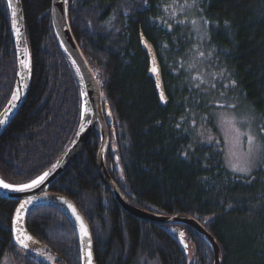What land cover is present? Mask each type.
<instances>
[{"label":"trees","instance_id":"trees-1","mask_svg":"<svg viewBox=\"0 0 264 264\" xmlns=\"http://www.w3.org/2000/svg\"><path fill=\"white\" fill-rule=\"evenodd\" d=\"M184 0H68L72 37L108 108L107 172L134 208L198 221L215 239L221 264H264V0H190L204 27L208 68L188 69V28L167 6ZM31 65L26 100L0 136V180L31 183L61 156L81 119L77 80L51 24V0H20ZM153 46L169 101L162 109L138 33ZM16 58L9 9L0 0V113L13 92ZM255 120L260 163L249 177L231 174L220 145L200 141L218 109ZM99 136L52 186L87 224L93 264H212L208 244L183 225L162 226L124 213L95 169ZM18 203L0 199V263L19 249L12 235ZM27 232L58 264H84L77 233L61 207L36 204ZM179 227L186 249L169 233ZM23 264H49L28 254Z\"/></svg>","mask_w":264,"mask_h":264},{"label":"water","instance_id":"water-1","mask_svg":"<svg viewBox=\"0 0 264 264\" xmlns=\"http://www.w3.org/2000/svg\"><path fill=\"white\" fill-rule=\"evenodd\" d=\"M5 1L7 6L9 2L12 4V7H8V9L16 58V75L11 97L0 113V121H3V123L0 124V136L6 131V129L21 110L26 100L31 83V65L27 48L21 2L20 0ZM67 8L68 0H51V24L56 43L77 80L82 98V115L79 125L68 146L63 151L61 156L56 160V162L48 169L46 172L48 173L47 177L40 184L23 192L11 191L0 187V199L18 203L12 221V235L15 246L22 250H31L34 245H39L42 247V245L27 232L24 226V220L28 212L36 204L44 201L50 202L53 205L61 207L68 216L73 228L77 233L80 245L82 247L84 264H88V257L86 254L89 251L91 252V240L88 227L84 219L78 213L74 205L67 199L52 196L50 200L46 198V195L50 192L55 182L63 174H65L81 156V154L86 149L94 131L97 130L99 136V147L95 160L96 173L101 183L108 191L114 202L120 207V209L127 215L145 222L162 226L183 225L192 229L210 247L213 257L212 264H221V253L215 239L202 227L198 221L185 216L165 217L150 211L136 209L125 200L110 178L105 164L109 133L113 135V131L111 130L108 133L107 129V123H110V113L108 108L102 105L99 84L89 66L85 62L72 37L68 23ZM13 13H15V15H13ZM16 29H19V36L16 35ZM138 41L140 49L147 57V76L153 82L158 103L162 109H166L168 107L169 101L164 91L161 67L156 57L155 50L141 31L138 33ZM21 60H24L25 63L28 64L27 68H24L21 65ZM153 67L157 69L155 73L151 71ZM162 96L163 99H161ZM22 204L24 207L23 209H20V205ZM17 209H20L19 213L17 212ZM81 222L87 229V236H82ZM168 232L177 236V241L181 249H186L185 245H187V243L185 241V234L180 230L179 227L171 228L168 230ZM181 233L183 234V237H181ZM26 237H30L31 239H26ZM18 238L24 240V242L27 244L26 248L20 243H17ZM181 239H183V243H181ZM91 264H93L92 255Z\"/></svg>","mask_w":264,"mask_h":264},{"label":"rangeland","instance_id":"rangeland-1","mask_svg":"<svg viewBox=\"0 0 264 264\" xmlns=\"http://www.w3.org/2000/svg\"><path fill=\"white\" fill-rule=\"evenodd\" d=\"M167 11L172 20L179 21L180 25L188 28L195 42L194 51L189 56L192 60L188 64V69L198 72L199 74L194 75L195 79H201L202 74L208 68V63L204 55L205 32L199 19L197 6L190 0L172 1L167 6ZM254 126L255 120L248 112L238 110L234 113L222 108L213 114V131L204 132L198 129V137L200 141L207 144L220 145L224 166L228 172L240 177H249L261 160V148L254 133ZM249 136L254 138L251 144ZM234 167L247 170H233ZM46 198L51 200L52 195L48 193ZM28 254L45 259L49 264H58L54 261L53 255L39 245H34L31 250H14L13 253L7 254L0 264H23Z\"/></svg>","mask_w":264,"mask_h":264},{"label":"snow or ice","instance_id":"snow-or-ice-1","mask_svg":"<svg viewBox=\"0 0 264 264\" xmlns=\"http://www.w3.org/2000/svg\"><path fill=\"white\" fill-rule=\"evenodd\" d=\"M8 7L11 8L12 7V4L11 2H9L8 4ZM13 15H15V13H13ZM16 35L19 36V29H16ZM21 65L24 67V68H27L28 67V64L25 63L24 60H21ZM151 71L153 73H155L157 71V69L155 67H153L151 69ZM161 99H163V96L161 97ZM3 121H0V124H2ZM254 138L249 136V143L251 144L253 142ZM233 170H239V171H246L247 169L245 168H235ZM48 173H44L42 176H39L37 177L35 180L31 181V183H28V184H22V185H19V186H13V185H10V184H7V183H3L2 181H0V187L4 188V189H8V190H11V191H18V192H23V191H26L30 188H33L35 187L36 185L40 184L46 177H47ZM24 205H20V209H23ZM20 209H17V212L19 213ZM79 219V217H78ZM81 231H82V236H87L88 233H87V229L85 228V226L83 225V223L81 222ZM181 237H183V234L181 233ZM26 239H31L30 237H26ZM17 243H20L23 247H27V244L24 242V240H21V239H17ZM181 243H183V239H181ZM187 247V245H185V248ZM87 257H88V264H91V252L89 251L87 254Z\"/></svg>","mask_w":264,"mask_h":264}]
</instances>
